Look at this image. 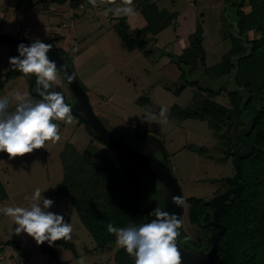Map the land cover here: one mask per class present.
Masks as SVG:
<instances>
[{"label": "rangeland", "instance_id": "rangeland-1", "mask_svg": "<svg viewBox=\"0 0 264 264\" xmlns=\"http://www.w3.org/2000/svg\"><path fill=\"white\" fill-rule=\"evenodd\" d=\"M7 1L9 6L5 18L0 21V33L31 42L36 39L43 42L47 38L57 43L56 39L62 38L57 46L68 61L78 50L81 56L76 59L75 64L69 63L76 79L85 89L95 115L116 138L137 153L154 157L170 170L185 201L182 229L192 241L199 239L205 247L197 251L206 253L204 249L207 246V235L189 224L186 200L199 198L205 204L222 194L227 188V183L222 178L232 177L234 168L231 160H219L224 157V146L218 142L206 120H180L175 115L170 117V110L175 105L181 109L191 108V105H195L194 101L198 100L196 95L202 98L207 95L202 87L215 88L219 80L225 79H219L214 84L208 82L200 68L196 70L199 75L196 79L193 75V80H198L197 85L202 91H197V85L187 84L189 86L178 93V87L183 82L179 78L180 71L176 61L185 48L188 37L198 30L202 33L205 67H213L223 60L232 48V37H236L233 30L234 8L229 6L230 0H151L153 8L158 12L175 14L176 17L168 26L158 31L155 38L149 39L145 49L150 51L148 55H144L140 49L128 51L114 30L119 19L125 18L127 32L133 38L137 34H143V30H140L147 22L132 2L130 6L135 9L134 16H125L119 11L121 7L128 5V0H95V3L82 0V10H71L66 4L53 5L51 0ZM108 9L111 11L106 15ZM242 10L248 13L250 8L245 6ZM118 16L121 17L113 19ZM247 37L249 40L257 39L258 34L249 32ZM17 56L19 55L11 47L0 44V76L10 70L14 72L12 79L0 91V98L7 96L13 101L9 111L15 109L13 97L16 92L26 93L33 100L40 99L37 88L32 94L27 83L28 78L35 76L25 75L10 65L9 59ZM210 71L209 75L214 74L213 70ZM205 77L207 83L204 82ZM223 86L224 92L211 100L228 107L226 91H229L232 84L224 83ZM51 89H57L56 92L63 95L67 104L76 102L74 97L75 102L72 100V92L60 73ZM143 98L147 101H142ZM161 108L167 109V123H163L159 117ZM146 110H150L157 118L149 116L148 122ZM54 122L60 128L59 142L47 141L45 148L33 150L22 157H9L7 153L0 152V208L28 207L31 200L26 197L30 198L35 189L39 188L43 198L53 201L48 211L62 215L66 223H71L73 232L68 241L73 245V250L55 245V258H48L32 237L26 233L17 235L14 220L0 212V264H78L81 258L84 259V264H115L112 254L120 247L117 239L108 250H94L96 244L80 220L71 197L61 198L57 188L63 178L64 166L69 165L71 159L82 157L89 163H102L104 159H109L118 166L117 156L91 137L85 125H79L75 117L71 124L65 121ZM221 139L224 140L222 137ZM199 148H204V152L199 153ZM85 166L84 168L89 167L87 163ZM242 171L244 182L247 180L251 183L255 178L264 177L260 167H252L247 161ZM140 178L145 222H148L152 219L149 213L156 207L165 210L167 192L161 182L148 174L143 172ZM257 187H262V183ZM245 208H249V205ZM255 215H252L253 226L257 222ZM7 241H15L29 251L30 255L21 256L13 247L5 246ZM177 243L185 251H193L185 244L179 241ZM258 258L264 260V257Z\"/></svg>", "mask_w": 264, "mask_h": 264}, {"label": "trees", "instance_id": "trees-1", "mask_svg": "<svg viewBox=\"0 0 264 264\" xmlns=\"http://www.w3.org/2000/svg\"><path fill=\"white\" fill-rule=\"evenodd\" d=\"M54 1L59 5L65 2L64 0ZM78 2L72 3L73 6ZM132 4L140 10L147 22V25L140 30L141 32L143 30V34H139V36L137 34L133 38L127 32L128 27L125 18L119 19L120 21L114 26V30L128 51L140 49L143 50L144 55H148L150 51L145 49L150 41L149 39L155 38L157 32L168 26L176 15L158 12L153 8L151 0H132ZM230 5L234 8L233 30L236 33V37H232L231 50L219 64L207 68L204 64L205 54L202 48L201 30L190 35L185 48L182 49V53L176 61L180 71L179 78L183 82V85L178 87L177 92L181 93L186 86H189L187 84L197 85L198 81L193 80L192 73L200 68L213 84L219 79L225 78L234 70L231 58L234 56L238 58L237 61H233L238 68L235 86L244 89L249 94L244 110H251L255 115L253 128L247 136L253 144V152L250 157L240 162L243 186L240 195L232 196L219 214V221L225 226V232L220 237L215 259L216 261L221 260L222 264H264V260L258 258L261 256V259H263L262 257H264V177L255 178L251 183L247 180L244 182L242 171L247 161L252 167H260V172L264 174V0H230ZM245 6L250 8L248 13L242 10ZM134 31L137 32V30ZM149 32L152 34L149 35ZM249 32L257 33V39L249 40L247 37ZM11 48L19 55L18 49ZM58 52L74 73L69 63L70 61L73 64V60H65L59 49ZM210 70L214 71L213 77L209 75ZM13 75V70H10L5 75L0 76V91L3 89L4 84L12 79ZM27 80L29 90L33 94L35 88H37L36 77ZM83 90L85 91L84 88ZM51 91H57V89H51ZM197 91H202L198 85ZM205 92L207 95L204 98L196 95L198 100L194 102L195 105L190 106L191 108L181 109L176 105L172 106L170 117L175 115L180 120L204 119L222 146H224V143L220 134L224 131L229 138L231 147L235 148L239 143L237 134L249 119V116H244L240 111V105L245 99V95L234 91L230 87L229 91H226L228 107H224L211 100L215 95L224 92V86L218 93L208 89ZM70 96H72L71 93ZM196 96L195 98H197ZM71 98L74 100L73 96ZM142 101L147 100L143 98ZM72 115L78 119L79 125H85V129L91 137L106 146L94 135L81 115ZM106 147L116 154L118 166H115L109 159H104L102 163L92 161L89 163L80 156V159L73 158L69 165L64 166L63 178L57 188V193L61 198L71 197L80 220L96 244L94 250L97 251L110 249L117 239L115 234L108 232V224L111 223L114 227L124 228L129 225L138 226L146 223L140 178L141 173L144 171L130 159L118 154L110 147ZM198 150L199 153L204 152V148ZM85 163L89 165L88 168H84L86 167ZM260 183H262V187L259 188L257 186ZM250 192L252 194L247 195ZM246 196L249 200H245ZM186 203V215L189 224L198 227L207 235V246L204 250L208 251L210 248L209 239L217 231L209 224L212 217V208L203 204L199 198H189ZM246 205H249V208L246 209ZM252 215H255V221L257 220L254 226L252 225ZM179 232L180 236L177 241L185 244L193 250L192 252L205 247L199 239L196 242L192 241L182 227ZM185 237H188V239L185 240ZM55 245H62L73 250V245L68 239L56 241L51 246L48 242H45L40 245V249L48 258H55ZM5 246L13 247L21 256L30 255L29 251L23 249L15 241H7ZM112 259L115 264H135L134 257L127 254L122 247L113 252Z\"/></svg>", "mask_w": 264, "mask_h": 264}, {"label": "clouds", "instance_id": "clouds-1", "mask_svg": "<svg viewBox=\"0 0 264 264\" xmlns=\"http://www.w3.org/2000/svg\"><path fill=\"white\" fill-rule=\"evenodd\" d=\"M95 3V0H90ZM128 5L119 9L125 16H134L135 9ZM111 9L106 11V15ZM52 45L34 40L30 45L21 43L18 46L19 56L9 59L10 65L25 75L36 77L37 93L40 99L33 100L28 94L16 92L14 111H9L12 100L5 96L0 98V152H5L9 157H22L33 150L45 148L47 141L53 143L61 140L60 128L54 121L73 123L72 107L67 104L61 93L51 91L52 85L57 82L59 69L56 62L51 60L48 53ZM145 115L156 119L155 114L146 110ZM167 109L161 108L159 117L167 123ZM39 188H36L30 199L28 207H3L0 212L11 217L17 225L15 233H26L38 245L52 243L62 239H71L73 227L66 223L62 215L48 211L53 201L42 197ZM172 203L180 207L185 201L180 196H172ZM152 217L141 225H129L124 228L108 224V232L115 234L117 243L133 256L135 264H182L181 251L177 244L180 236L179 229L182 220L175 214L156 207L149 213ZM188 237H185L187 240ZM78 264H84L81 258Z\"/></svg>", "mask_w": 264, "mask_h": 264}, {"label": "water", "instance_id": "water-1", "mask_svg": "<svg viewBox=\"0 0 264 264\" xmlns=\"http://www.w3.org/2000/svg\"><path fill=\"white\" fill-rule=\"evenodd\" d=\"M21 43L27 46L30 45L32 42L0 33V44L18 49V46ZM46 43H49V41ZM48 56L51 60H54L56 62L57 68L59 69V73L64 78L67 86L72 92L71 94L76 99V102L71 105L73 109L72 114H80L89 126L90 130L94 133V135L99 140H101L106 146L110 147L118 154L130 159L151 178L161 182L165 186L167 192L165 211L169 213H175L181 219L184 207L183 205L180 207L175 206L172 203V196L182 197V192L179 184L177 183L174 176L171 174L170 170L163 166L161 163H159L154 157L143 156L137 153L123 141L119 140L113 134H111L95 115L86 92L83 90L82 86L76 79L73 71L61 58L58 49L52 46V49L48 53ZM237 60V57L231 59V64L234 66V70H232L225 77V79L219 80L215 88H211L210 86L202 87L203 90L208 89L214 93H218L224 83L231 82L232 87L236 90V92H240L245 95V99L240 105V111L244 116H249V119L246 121L245 126L241 128L237 134L239 142L237 148L235 150H232L229 138L226 133L225 136L224 134H221V137L225 140L226 150L224 152V157L219 160L222 161L224 159L232 157L234 175L232 177L222 178L224 181H227L230 184L229 189L225 190L222 194L216 195L208 202H205L206 205L211 206L213 208L211 214L212 217L209 224L217 230L210 238L209 251H207L206 253H204L203 251H197L195 253H192L185 251L178 245L181 251L182 264H222L221 260L216 261L215 259L218 251L220 237L225 232V226L219 221V214L223 211L226 203L233 195H240L243 189V186L240 182V162L250 157L253 152V144L247 138V136L250 134L253 128L255 115L251 110H244L245 104L249 99V94L244 89H239L235 86L236 73L238 68L237 64L233 61ZM204 79V82L207 83V78L205 77Z\"/></svg>", "mask_w": 264, "mask_h": 264}, {"label": "crops", "instance_id": "crops-1", "mask_svg": "<svg viewBox=\"0 0 264 264\" xmlns=\"http://www.w3.org/2000/svg\"><path fill=\"white\" fill-rule=\"evenodd\" d=\"M65 2L62 4V5H64V4H66V5H68V7L72 10V9H79V10H82L83 9V2H82V0H64ZM76 1H79L78 2V4H76V5H74L73 6V4L72 3H75ZM51 2H52V4L54 5V4H56L55 3V1L54 0H51ZM59 5V4H58ZM9 6V3H8V1L7 0H0V21L3 19V18H5V15H6V12H7V7ZM139 10V9H138ZM140 11V10H139ZM141 14V13H140ZM121 17V16H120ZM119 16L118 17H113V19H117V18H120ZM11 36V35H10ZM15 37V36H14ZM17 38H19V37H17ZM20 39H22V38H20ZM25 40V39H24ZM61 40H62V38H60V39H56V42L57 43H54V42H50L51 40H48L47 38H46V40L45 41H43V42H48L49 41V44H51L52 46H54V47H56L57 49H59L58 48V43H60L61 42ZM28 41V40H27ZM31 42V41H30ZM82 55H83V53H82ZM81 56V54L78 52V50H77V52H74L73 53V57H72V60H73V64H75L76 62V59H78L79 57ZM1 202V201H0Z\"/></svg>", "mask_w": 264, "mask_h": 264}, {"label": "flooded vegetation", "instance_id": "flooded-vegetation-1", "mask_svg": "<svg viewBox=\"0 0 264 264\" xmlns=\"http://www.w3.org/2000/svg\"><path fill=\"white\" fill-rule=\"evenodd\" d=\"M199 70H200V69H199ZM195 72H196V71H195ZM200 72H202V71H200ZM192 74H193V73H192ZM193 75H194V77H195V79H196V77H197L199 74H198V72H196V73H194ZM202 79H203V78H202V76H201L200 80H202ZM197 81H198V80H197ZM208 82H210V81H208ZM197 83H198V82H197ZM204 91H207V89L204 90ZM200 97H201V96H200ZM201 98H202V97H201ZM193 101H194V100H193ZM194 102H195V101H194ZM223 132H224V131H223ZM224 134H225V132H224ZM222 141H223V143H224V150H225V140L222 139ZM238 144H239V143H238ZM238 144H237V146H238ZM237 146H236V147H237ZM236 147H235V148H236ZM235 148H232V150H234ZM224 150H223V153H224ZM226 160H231V162H232L233 158H232V157H229V158L226 159ZM225 182L227 183V188H225V190H227V189L230 188V184H229L227 181H225ZM225 190H224V191H225ZM224 191H223V192H224ZM229 200H230V199H229ZM227 203H228V202H227ZM227 203H226V204H227ZM212 210H213V209H212Z\"/></svg>", "mask_w": 264, "mask_h": 264}]
</instances>
